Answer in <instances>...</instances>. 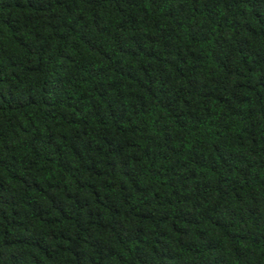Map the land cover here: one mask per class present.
Wrapping results in <instances>:
<instances>
[{"label": "trees", "instance_id": "trees-1", "mask_svg": "<svg viewBox=\"0 0 264 264\" xmlns=\"http://www.w3.org/2000/svg\"><path fill=\"white\" fill-rule=\"evenodd\" d=\"M0 264H264V0H0Z\"/></svg>", "mask_w": 264, "mask_h": 264}]
</instances>
